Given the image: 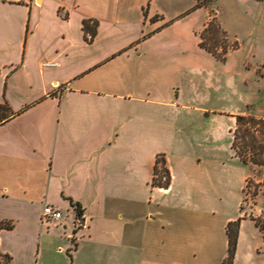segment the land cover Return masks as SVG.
Instances as JSON below:
<instances>
[{
	"label": "crops",
	"instance_id": "obj_1",
	"mask_svg": "<svg viewBox=\"0 0 264 264\" xmlns=\"http://www.w3.org/2000/svg\"><path fill=\"white\" fill-rule=\"evenodd\" d=\"M172 1L0 0V102L16 112L0 124V220L14 221L0 231V250L11 264H222L227 257L226 226L236 216L208 220L215 213L201 191L152 185L160 153L175 180L189 182L203 164L172 160L167 142L182 115L173 109L214 111L192 104L223 88L204 92L202 82L222 80L231 99L236 75L228 57L215 64L200 46L205 6L181 0V13L167 19L162 7ZM246 8L243 19L253 24ZM90 18L98 21L92 40L83 29ZM167 30L190 44L155 46ZM166 68L195 92L174 96L169 84L158 91L155 77ZM46 203L63 211L56 223H42Z\"/></svg>",
	"mask_w": 264,
	"mask_h": 264
},
{
	"label": "rangeland",
	"instance_id": "obj_2",
	"mask_svg": "<svg viewBox=\"0 0 264 264\" xmlns=\"http://www.w3.org/2000/svg\"><path fill=\"white\" fill-rule=\"evenodd\" d=\"M198 1L206 8L207 24L210 20H214L220 26L217 33L220 44L217 49L222 50L225 44L231 47L236 46L235 49L230 48L226 54L229 58L228 63L231 64L236 75L230 76V93L233 94L231 99H228L225 95L226 92L222 91L226 84L222 80L219 83L210 75L208 81L202 82L204 92L211 91L208 88L211 89L212 86L223 88L219 94L212 90L213 94L210 93L207 100L192 102V104L205 105V107L214 108V111L200 114L197 108L193 106L187 108L182 104L173 109L182 115H180L179 120L174 117L173 121L178 125L173 126V134H170V142H167L173 145L172 160L178 163L180 161L193 162L199 158L203 164L197 167L199 171L191 176L189 182L181 180V178L175 180L172 176L170 184L172 185V194L194 190L201 191L207 197V205L214 209L213 213H215L208 220H219L222 223L228 215H234L238 218L240 207L243 206L242 213L247 219L241 226L235 264H264V237H262L264 231L262 229L264 226V166L252 163L242 164L232 149L235 128L234 114L244 112L256 118H264V2L261 0H247V2L246 0ZM230 1L244 2L243 5L247 7L246 10L250 11L249 22H252L253 19L256 22L253 24L245 23L242 16L244 6L240 7L235 3L232 6ZM172 2L171 7H162L167 19L179 15L181 13L179 10L184 5L181 0H173ZM251 13H253L252 16ZM251 29H253L252 33L249 31ZM170 32L167 30L165 33L156 34L152 43L155 46L171 49L190 44L191 41L187 37H181L180 34L179 37ZM230 52L231 55L229 56ZM205 54L210 58L208 53ZM226 60L216 58L213 62L223 66L226 64ZM177 74L175 69L158 70L155 77L157 90L160 91L169 84L175 85L173 88L174 96L181 90L188 96L193 94L196 87L185 82V86L181 88L182 83L180 84L179 74ZM232 110L235 112H231ZM195 131L201 132V139L192 141ZM261 138L264 139V135ZM182 145H185L183 149L186 150L181 151ZM177 155H181L183 158L177 157ZM247 174L246 178L245 175ZM257 220L259 226L256 224ZM1 261L3 262L2 259Z\"/></svg>",
	"mask_w": 264,
	"mask_h": 264
},
{
	"label": "trees",
	"instance_id": "obj_3",
	"mask_svg": "<svg viewBox=\"0 0 264 264\" xmlns=\"http://www.w3.org/2000/svg\"><path fill=\"white\" fill-rule=\"evenodd\" d=\"M202 6L200 1L197 2L195 7ZM98 21L94 19H85L83 21V29L85 31V37L88 40H92L96 35ZM219 25L214 20H210L206 24L205 28L200 32V46L213 54L219 60H226V54L230 48L235 49L225 44L222 50H218L217 46L220 44L217 39V33L219 32ZM159 29V28H158ZM212 33V35H209ZM16 112L12 109L7 100L0 102V124L8 121L12 118ZM264 135V118H256L251 114H237L236 125L233 131V143L232 149L239 160L248 165L252 163L254 165L264 166V139L261 137ZM240 141V142H239ZM171 171L167 165V160L164 153H160L156 157V163L154 165V173L152 179V185L158 187L168 188L171 184ZM242 207H240L242 211ZM76 211L79 214L82 213L80 204H76ZM245 216H241L236 220L228 222L226 226V233L228 235V255L224 259L222 264H234L240 225ZM256 224L259 226L258 220ZM14 227L13 220H0V231L3 229H12ZM0 256L2 257L0 264H11L12 257L0 250ZM0 259V260H1Z\"/></svg>",
	"mask_w": 264,
	"mask_h": 264
},
{
	"label": "built area",
	"instance_id": "obj_4",
	"mask_svg": "<svg viewBox=\"0 0 264 264\" xmlns=\"http://www.w3.org/2000/svg\"><path fill=\"white\" fill-rule=\"evenodd\" d=\"M63 216V211L52 204L46 203L43 208L42 223H56Z\"/></svg>",
	"mask_w": 264,
	"mask_h": 264
}]
</instances>
